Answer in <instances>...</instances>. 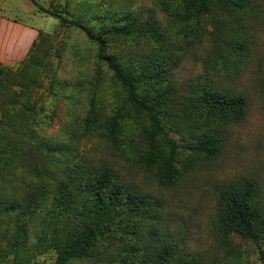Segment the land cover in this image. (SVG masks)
Wrapping results in <instances>:
<instances>
[{"label":"rangeland","instance_id":"374dc122","mask_svg":"<svg viewBox=\"0 0 264 264\" xmlns=\"http://www.w3.org/2000/svg\"><path fill=\"white\" fill-rule=\"evenodd\" d=\"M181 1L0 0V11L36 29L34 41L41 30L44 36L49 34L43 37L38 53L40 64L33 66L37 79L32 84L29 103L26 96H0L5 103L0 107L1 136H16L18 129L12 130L11 122L18 115L25 119L26 131L19 138L24 146L64 149L60 162L49 168L47 178H39L31 168L17 171L23 178L20 193L35 190L38 180L47 185L48 201L30 225L33 241L41 230L46 206L53 200L62 166L76 161L95 166L108 163L125 184L149 194L157 203L159 214L152 227L160 237L173 238L184 250L204 256L207 264H264V241L237 237L228 242L220 234L216 220L219 192L243 177L253 176L259 181V199L264 204V0H254V8L225 14L214 8L199 20L193 19L191 25L177 22L174 17ZM151 12L166 27L157 49L149 42H132L110 30L112 24L135 13L147 18ZM219 14L223 15L220 21L216 18ZM61 17L67 19L64 24ZM159 50L160 63H167L165 71L180 94L198 89L242 95L248 107L244 120L218 127L225 137L220 154L189 161L187 172L170 186L162 185L131 154V146H135V152L146 146L144 134L150 127L147 116H139L130 108L118 144L99 135H82L93 98L102 121L120 104L121 87L113 80L117 58L128 51L142 61ZM26 56L2 64L16 69ZM34 102V107L27 110L26 106ZM170 134L180 140L179 134ZM34 160L43 165L40 157ZM55 259L56 253L48 250L28 264H53Z\"/></svg>","mask_w":264,"mask_h":264},{"label":"trees","instance_id":"16d2710c","mask_svg":"<svg viewBox=\"0 0 264 264\" xmlns=\"http://www.w3.org/2000/svg\"><path fill=\"white\" fill-rule=\"evenodd\" d=\"M254 2L182 0L181 7L173 13L177 22L191 25L193 19L199 20L214 8L225 14L254 8ZM222 14L216 17L219 21L223 19ZM65 21L61 17V24ZM163 27L151 12L147 18L135 13L112 24L110 30L131 38L132 42H149L157 49L156 45H161L164 38L166 27ZM43 34L41 30L16 69L0 63V78L4 79L0 81V96L3 93L15 99L26 96L29 103V93L37 79L33 66L40 64L38 53L42 40L49 35ZM161 56L162 50L143 57L142 61L130 56L128 51L118 57V62L113 64V80L121 87L120 104L102 121L93 98L82 135H99L118 144L130 108L139 116H147L150 127L144 134L146 146L137 152L131 146V154L162 185L170 186L187 172L189 161L220 154L225 137L218 127L244 120L248 107L242 95L198 89L180 94L165 71L167 63H160ZM3 104L0 98V107ZM34 104H28L26 109L31 110ZM14 117L11 127L18 129L16 136L6 139L0 135V264H28L48 250L56 253L53 264H207L204 256L186 251L178 241L155 232L152 223L159 214L157 203L149 194L125 184L115 167L108 163L95 166L76 161L62 166L53 200L46 206L41 230L33 241L30 225L48 201L47 185L38 180L35 190L20 193L18 187L23 178L17 171L31 168L39 178L45 175L47 178L51 173L49 168L60 162L64 149L24 146L19 138L26 131L25 119ZM171 131L179 134L180 140ZM185 151L188 153L184 154ZM34 157H40L43 165ZM259 192V181L253 176L243 177L221 189L216 202V220L226 241L233 242L237 237L264 241V204ZM112 247L114 251L110 250Z\"/></svg>","mask_w":264,"mask_h":264},{"label":"crops","instance_id":"0c3cea01","mask_svg":"<svg viewBox=\"0 0 264 264\" xmlns=\"http://www.w3.org/2000/svg\"><path fill=\"white\" fill-rule=\"evenodd\" d=\"M37 34L36 29L0 11V63L25 57Z\"/></svg>","mask_w":264,"mask_h":264}]
</instances>
